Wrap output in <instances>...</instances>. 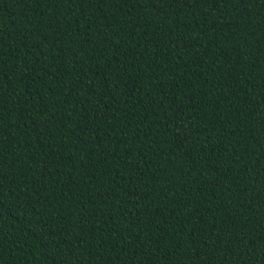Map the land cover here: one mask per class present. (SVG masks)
I'll use <instances>...</instances> for the list:
<instances>
[{
    "label": "trees",
    "instance_id": "16d2710c",
    "mask_svg": "<svg viewBox=\"0 0 264 264\" xmlns=\"http://www.w3.org/2000/svg\"><path fill=\"white\" fill-rule=\"evenodd\" d=\"M0 264H264V0H0Z\"/></svg>",
    "mask_w": 264,
    "mask_h": 264
}]
</instances>
